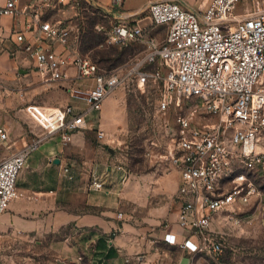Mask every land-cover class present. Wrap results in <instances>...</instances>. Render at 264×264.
Segmentation results:
<instances>
[{
	"label": "built area",
	"instance_id": "built-area-1",
	"mask_svg": "<svg viewBox=\"0 0 264 264\" xmlns=\"http://www.w3.org/2000/svg\"><path fill=\"white\" fill-rule=\"evenodd\" d=\"M77 2L35 0L19 8L17 0H8L0 7V14L30 18L12 32L11 55L26 53L40 82L69 90L75 102L39 114L43 135L0 160V215L15 199L32 198L18 187L31 150L58 134L66 139L68 133L90 129L88 116L101 110L106 98L127 80L143 86L160 79L159 109H182L168 149L170 164L180 175V233L168 231L164 241L186 252L189 264L196 256H221L227 238L215 223H240L254 207L264 212V0H203L198 9L185 1L153 0L146 9L152 23L166 29L162 44L144 39L145 28L138 24L142 11L120 13L109 41L148 46L126 74L102 69L73 46V16L51 18V13ZM113 2L118 6L122 0ZM156 60L167 68L165 73L143 69ZM33 108L40 113V107ZM97 136L103 139L106 134L99 129ZM0 138L7 139L1 125ZM93 183L97 189L103 187L96 179ZM143 261L141 256L126 258V263Z\"/></svg>",
	"mask_w": 264,
	"mask_h": 264
},
{
	"label": "rangeland",
	"instance_id": "rangeland-1",
	"mask_svg": "<svg viewBox=\"0 0 264 264\" xmlns=\"http://www.w3.org/2000/svg\"><path fill=\"white\" fill-rule=\"evenodd\" d=\"M90 1L92 6L86 0H78L73 3V14L61 16L67 19L73 16V46L82 54L91 57L102 69H116L122 74L128 73L137 60L147 53L148 46L146 42L140 41L111 43L109 31L119 14L133 12L126 9L139 5L140 0H126L124 5L122 0L118 6L114 2L112 5H100ZM151 1L153 0H148V4ZM178 1H185L187 6L195 9L204 6L203 0ZM148 4L134 12L142 11L139 20L145 28L144 39L152 38L157 44H162L166 29L152 23L146 9ZM143 69L158 70L161 73L167 70L159 60L145 64ZM161 90L160 79L158 83H153L150 79L143 86L127 80L106 98L101 110L88 116L92 122L90 129L68 133L66 139L63 134L54 136L60 137L65 146L73 145L71 158L69 156L73 165H69L68 171L73 174L75 207L80 212L90 210L84 203L86 193H102L108 199L111 211L120 220L121 227L124 222L130 224L138 237L136 241L143 247L129 256H141L143 259L148 254L143 243L148 240L154 242L155 252L164 254L157 243L158 233L165 230L167 224H172L178 205L176 190L179 175L170 164L168 149L172 147L178 127L177 116L182 109L171 106L167 111L160 110ZM67 104L75 105L69 90L55 85L45 86L44 91L25 104L24 108L32 114L33 107L44 106L48 108V112ZM32 118L34 124L41 128L34 115ZM99 129L104 130L105 138L100 139L97 136ZM42 132L44 133L43 129ZM43 133L37 135L33 132V142ZM95 179L102 182L101 189L95 187ZM159 207H166V214L156 218L159 219L158 223H151L147 220L149 212ZM250 211L240 223H215L217 230L226 234L224 253L213 258L196 256L194 264H264V212L256 210L255 207ZM119 213H123V216L119 217ZM31 249L35 252H31L35 258L26 264H40L43 261V246L35 245ZM167 253L174 254L170 249ZM81 261L79 259L76 262ZM83 261L89 264L87 259ZM125 264L134 263H126L125 259Z\"/></svg>",
	"mask_w": 264,
	"mask_h": 264
},
{
	"label": "crops",
	"instance_id": "crops-1",
	"mask_svg": "<svg viewBox=\"0 0 264 264\" xmlns=\"http://www.w3.org/2000/svg\"><path fill=\"white\" fill-rule=\"evenodd\" d=\"M7 1L0 0V7L5 6ZM33 1L17 0V6L23 8ZM93 1L100 5H112L113 2ZM140 2L126 10L134 12L148 4V0ZM71 14L73 6L68 5L50 15L51 18H58ZM29 20L27 16L14 18L0 14V125L7 132V139L0 138V160L32 145L33 132L37 135L43 133L32 117L34 115L37 120L38 115L48 109L41 106L36 109L40 113L36 114L34 110L32 115L24 108L25 104L44 91L45 85L40 82L34 64L26 53L19 51L15 56L11 55L15 45L12 32L23 28ZM139 25L142 26L140 20ZM72 149L73 145L65 146L60 137H53L30 151L26 167L18 178V187L32 198L15 199L9 209L0 215V264L31 263L35 258V255H31V252L35 253L31 248L35 245L43 246V261L40 264H87L84 259L89 264H125L127 256L143 249L136 241L138 237L132 226L124 222L121 227L120 220L111 211L109 201L102 193H86L84 203L93 210L80 212L75 207L73 174L68 171L69 165H73L70 159ZM57 158L59 163H55ZM179 184L180 175L177 194ZM178 208L179 203L170 227L158 233L157 243L164 254L154 251L153 241H144L143 246L147 247L144 250L148 254L141 264H179L187 256L177 246L164 241L166 232L180 233L176 224ZM165 214L166 207L153 208L147 220L158 223L159 219L156 218ZM168 249L174 254H168ZM79 259L82 261L76 262Z\"/></svg>",
	"mask_w": 264,
	"mask_h": 264
},
{
	"label": "water",
	"instance_id": "water-1",
	"mask_svg": "<svg viewBox=\"0 0 264 264\" xmlns=\"http://www.w3.org/2000/svg\"><path fill=\"white\" fill-rule=\"evenodd\" d=\"M59 161L60 160L58 158L55 159V163H59ZM189 262H190V258L188 256H185L182 258L179 264H189Z\"/></svg>",
	"mask_w": 264,
	"mask_h": 264
},
{
	"label": "bare ground",
	"instance_id": "bare-ground-1",
	"mask_svg": "<svg viewBox=\"0 0 264 264\" xmlns=\"http://www.w3.org/2000/svg\"><path fill=\"white\" fill-rule=\"evenodd\" d=\"M88 125H89V123H88Z\"/></svg>",
	"mask_w": 264,
	"mask_h": 264
}]
</instances>
